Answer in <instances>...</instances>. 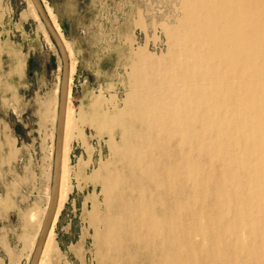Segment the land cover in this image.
<instances>
[{
    "label": "bare ground",
    "instance_id": "obj_1",
    "mask_svg": "<svg viewBox=\"0 0 264 264\" xmlns=\"http://www.w3.org/2000/svg\"><path fill=\"white\" fill-rule=\"evenodd\" d=\"M182 8L177 50L159 65H133L123 109L103 117L121 128L126 172L103 179L115 213L95 232L100 264H135L136 248L145 264H159V251L171 264H264V0H183ZM67 123L66 107L41 253L63 198Z\"/></svg>",
    "mask_w": 264,
    "mask_h": 264
},
{
    "label": "rangeland",
    "instance_id": "obj_2",
    "mask_svg": "<svg viewBox=\"0 0 264 264\" xmlns=\"http://www.w3.org/2000/svg\"><path fill=\"white\" fill-rule=\"evenodd\" d=\"M41 1L66 44L70 74L63 198L39 261L100 264L95 232L115 213L103 179L126 172L121 128L103 117L123 109L133 65H159L177 50L183 0ZM60 76L59 52L30 0H0V264H28L44 216ZM134 252L135 264H145L141 250ZM159 264H171L160 251Z\"/></svg>",
    "mask_w": 264,
    "mask_h": 264
},
{
    "label": "water",
    "instance_id": "obj_3",
    "mask_svg": "<svg viewBox=\"0 0 264 264\" xmlns=\"http://www.w3.org/2000/svg\"><path fill=\"white\" fill-rule=\"evenodd\" d=\"M36 14L42 21L45 29L49 33L51 39L54 41L61 60V76L59 81V93H58V107L55 122V140H54V154H53V169L50 183V193L48 202L46 205L44 217L41 227L38 231L28 264H37L43 242L47 235V232L51 226L53 216L55 213L56 198L59 184L60 173V151H61V139L63 133V126L65 121V112L68 101V86H69V58L65 46L53 27L47 12L43 6L41 0H30Z\"/></svg>",
    "mask_w": 264,
    "mask_h": 264
},
{
    "label": "crops",
    "instance_id": "obj_4",
    "mask_svg": "<svg viewBox=\"0 0 264 264\" xmlns=\"http://www.w3.org/2000/svg\"><path fill=\"white\" fill-rule=\"evenodd\" d=\"M4 229H6V231L9 233L10 232V229L13 227V225L11 224V223H8V224H6V225H3L2 226ZM9 227V228H8Z\"/></svg>",
    "mask_w": 264,
    "mask_h": 264
}]
</instances>
